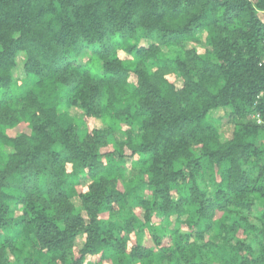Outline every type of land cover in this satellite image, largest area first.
<instances>
[{"label":"trees","instance_id":"obj_1","mask_svg":"<svg viewBox=\"0 0 264 264\" xmlns=\"http://www.w3.org/2000/svg\"><path fill=\"white\" fill-rule=\"evenodd\" d=\"M91 263L264 264V0H0V264Z\"/></svg>","mask_w":264,"mask_h":264},{"label":"rangeland","instance_id":"obj_2","mask_svg":"<svg viewBox=\"0 0 264 264\" xmlns=\"http://www.w3.org/2000/svg\"><path fill=\"white\" fill-rule=\"evenodd\" d=\"M83 61H84V58H83ZM22 62H24V58H23V56L22 55H20L19 57H18V67H19V70L22 68ZM22 74V76H23V73H21ZM9 135H14L13 133H10L9 132ZM231 135L230 134H228V136H225L224 138L227 140V138L228 137H230ZM105 151H112V148H109L108 150H104V152ZM14 233H16V232H14ZM80 241H83V240H80ZM91 264H93V263H91ZM165 264V263H164Z\"/></svg>","mask_w":264,"mask_h":264}]
</instances>
